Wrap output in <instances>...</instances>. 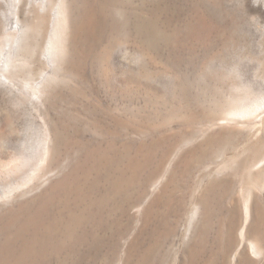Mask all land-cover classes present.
Masks as SVG:
<instances>
[{"label": "rangeland", "instance_id": "374dc122", "mask_svg": "<svg viewBox=\"0 0 264 264\" xmlns=\"http://www.w3.org/2000/svg\"><path fill=\"white\" fill-rule=\"evenodd\" d=\"M103 1L77 0V8L68 11L63 66L74 65L78 72L58 85L61 99L47 112L54 130L66 129L67 144V156L54 160L50 176H44L43 128L34 105L0 107V162H5L0 197L19 186L26 191L0 201V264H220L223 251L232 249L230 212L241 208L238 177L248 187L254 182L240 164L246 150L264 143V5L255 0H118L115 6ZM88 3L100 15L97 29L86 24ZM239 101L261 106L239 122L243 128L236 132L234 125L210 129L172 156L161 184L136 207V192L126 187L127 166L199 130L210 116L223 115ZM219 131L226 135L212 142L209 135ZM57 144L52 139L50 146ZM211 144L216 145L210 149L213 162L220 164L224 156L229 166L216 179L226 180L233 172L237 178L230 189L215 191L209 219L200 213L186 236L180 202L189 208L196 183L209 187L214 178L201 173L205 167L183 174L182 154ZM102 151L111 159L103 162ZM79 163L83 168L75 185L87 201L68 205L75 191L66 188L40 208L41 199L51 200L54 184L74 177ZM119 166L126 174L116 189L121 192L115 193ZM39 179L41 187L32 189ZM253 192L264 232V189ZM234 235L238 240V229Z\"/></svg>", "mask_w": 264, "mask_h": 264}, {"label": "bare ground", "instance_id": "6f19581e", "mask_svg": "<svg viewBox=\"0 0 264 264\" xmlns=\"http://www.w3.org/2000/svg\"><path fill=\"white\" fill-rule=\"evenodd\" d=\"M117 1L118 0H104L103 5H105L106 3L114 5V3ZM255 1L256 3L261 1L264 5V0H255ZM91 4L88 3L89 6H91ZM89 6H88V9L85 10L87 12V15L89 14L88 15L89 17H87L88 19L86 21V24L88 26L90 25L91 27L95 26V29H97L98 18L100 15L98 16V12L95 11L92 6L91 8ZM74 8L75 9L77 8V0H0V107L7 108V110L8 109L15 110L17 106L23 105V103H26V102L34 105L33 107H35L37 115L40 117L41 126L43 128L42 142L39 145L44 155V163L47 161V164H45L46 167H44L43 169L45 173L44 176L46 175V173L48 174V176L51 175L50 173L52 169L51 166L54 164V160L56 158L61 159L62 157L67 156V151H66L67 144H65L66 129H62L63 126L60 125L62 127L58 126V131L54 130V125L53 123L50 122L47 112L49 109L55 106V103L57 101L61 99V96H60L61 91H58V88H59L58 85L61 82L67 83L68 82L67 79L71 77L73 74L78 72L76 66L74 65H71V66L66 65L65 67L63 66V62L65 60L64 58H66V53L64 54L63 52L65 50L62 45V37H63L64 30L67 25L68 11L73 12ZM110 9L108 11H110ZM108 14L110 15L111 13L108 12ZM105 15L106 14H104V16ZM127 19L128 18L126 17L125 20ZM81 20H83V18ZM128 21L130 22V20ZM111 23L109 24L111 25ZM76 24H77V21L75 25ZM106 28L108 27L106 26ZM74 29L76 33L80 31V29H77L76 31V26L74 27ZM222 29L224 31L226 30L224 28ZM114 30L116 31V29ZM224 35L222 34V36ZM118 36L120 37V35ZM224 41L227 42L225 39ZM99 52L101 54V51ZM102 57H105V56L102 55ZM62 67L66 69L64 72H62ZM75 76H78V75H75ZM70 88L72 89V87ZM246 97H244V99H247ZM236 103H235V106L231 110H227L223 115L210 116L207 119L205 125L200 127L199 130L193 131L192 133L190 131L182 139H180V141L178 142L174 141L172 144L170 143V145H167V146L164 145L165 148L162 147L163 149L161 148L160 150L158 149V152L155 150L156 153L151 152V151L145 152L143 154L145 158L141 162H137L135 164L132 163V164H129V166H127L130 172V175L127 176V178H125V174H126L125 168L126 167L121 168L119 166L118 168H116L115 173L117 174L118 177L112 185V190L115 193L121 192L120 190H116V189L119 188V185H123V177H124L125 179H127L126 180L127 181L126 187H128L127 190L130 191L134 189V193L136 192V196H134L135 198L133 201L136 207L141 205L143 203L142 199L145 198V200H147L148 196L150 197V195L152 194V191L157 189V187L161 184L162 180L164 179L168 171L167 168L171 165L170 164L171 160L169 159L172 156L174 158L178 154L182 153L186 149L185 148L186 145L194 142L197 138L202 137L203 135H205V133L209 132L210 129L218 128V127L222 129V128H225V126L234 125L235 130L234 129L233 130L234 132H236V130H239V128H243L239 124L243 123L242 120L245 119L244 117L246 116H248L249 118L252 117L253 116L252 114H255L254 112L256 108L258 106H261V104L260 105L251 104L247 106L242 101H239ZM119 120L120 119H118V122ZM222 133L224 134V136L226 135V131L225 132L219 131L217 133L214 132V134L209 135L211 139L213 140L212 142H219L221 140L220 135H222ZM229 134L232 135V133H229ZM52 139H54L55 141L59 140V145L57 144L56 147L50 146ZM213 146H216V145L211 144L210 147H207V146L200 147L196 149L194 152L190 150L182 154L183 167L181 169V172L183 174H186V172L189 171V168L192 169V167L196 168L193 170L199 169L198 171H200L201 167L202 168L205 167L201 170V173L205 172L206 174L205 176L208 179L214 178L212 182L209 181L210 182L209 187L207 186L205 188H202V182L200 181H199L200 183L199 182L196 183V188H195L196 193L194 192V194L190 196L189 208H187L188 207L187 205L185 208V204L183 200H181L180 202V207L178 211L179 212L182 211L183 219L185 218V216L187 218V219L185 218L186 219V222H185V235L186 236H188L191 230L193 221L196 219L198 215H200V213H203V217L204 215H207L205 216V220L209 219L210 215H209L208 207L211 204V196L214 195L215 191L217 189H225V190L227 188L230 189L231 187H233L235 183V178H237L236 173L233 172L232 175H229L230 177H228L226 180L220 181L216 179L219 175H224L228 171L229 166L226 164V162H224V159H225L224 156H222L220 160V164L213 162L211 158V153H210V149H212ZM122 147H124V144ZM139 149L138 151H141V149L140 150ZM108 150L111 153L112 151L111 147H108ZM142 152H143V149H142ZM246 152H248V154L245 155L240 165L243 169V173L246 174L248 177H251L254 182L249 183L250 186L248 187V185L244 182V180L238 177V181H241L240 183L241 188L239 190L240 191L239 193L241 195L240 196L241 208L239 210V209H235L234 207L230 212L231 213L230 214V217H231L230 218L231 219L230 220V229H231L230 241L232 239V242H231L232 249L230 251L231 253L229 252V248H226L223 251V254H224L223 260L222 262H220V264H260V262L264 258V232L262 231V228L260 226V220H259L262 217L263 211L260 207V202L258 199L259 197L257 195H254V192H253L254 189H258V190L264 189V167H262L257 172H253L254 170L258 169L264 163V143H262V145H256L254 148L248 151L246 150ZM110 153H107V151L101 152L100 158L104 160L103 162L111 159ZM151 154L152 156L150 157ZM155 156L157 157L154 160ZM121 157H122V154H121ZM121 157L120 156L117 157L116 160L120 161ZM206 161L208 163L207 165L204 164V162ZM4 164L5 162H0V167H3ZM123 165L125 166V164ZM82 168H83V164L79 163L76 169H74V172H73L74 177H70L69 179L62 178L63 180L57 182V184H54L53 188L52 189L50 188L51 193H52L51 196L53 197L50 196L51 200L50 199L46 200V198L41 199L42 201L39 203L40 208L42 207L44 209V207H46L54 199L55 196L53 194L56 193L55 195H57L58 193H64L66 188H69L71 191L72 190L75 191V194L74 196H72L71 198L72 200H69L68 203L65 201L66 199L62 200V202L65 201L68 205H72V207L73 206L77 207L81 203H84V200H86V196L82 192H78L77 187H76L77 185L76 174L78 177L77 172L81 170ZM191 169H190V172H191ZM190 172L187 174H190ZM40 180L41 179L35 182L34 183L35 185H33V187L31 188L36 189V188L41 187ZM242 183L246 184L245 188H244L245 185L243 186ZM135 186L136 188H134ZM138 188L140 189V191H137ZM16 189L17 191L15 190L8 191V195H6L7 192L5 194L3 193V195L0 197V201L8 200L14 191L16 192V195H19V196H23L24 194H26V191L24 190V186L23 187L19 186ZM50 189H49V192H50ZM46 194L47 193H45V195ZM48 197L49 195L47 196V198ZM31 203L32 201L29 204ZM26 205L27 203L24 204V206ZM19 206L21 207L23 206V204ZM20 207H18L19 211L24 210V209H21ZM24 208L26 209L27 207H24ZM17 209L15 211H17ZM19 211H17V213L21 212ZM31 217L32 215L29 217V219ZM37 217L38 218L40 217V219L42 218L41 216H38V215ZM37 217L36 219H38ZM34 221L36 223L40 222L38 220H34ZM205 223L207 222L205 221ZM237 229H238V240L235 239V235H234V232ZM38 245H40L39 242H38ZM30 247L31 246H29L28 248Z\"/></svg>", "mask_w": 264, "mask_h": 264}]
</instances>
